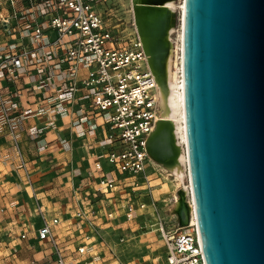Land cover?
Returning <instances> with one entry per match:
<instances>
[{
    "label": "built area",
    "instance_id": "2783aa9c",
    "mask_svg": "<svg viewBox=\"0 0 264 264\" xmlns=\"http://www.w3.org/2000/svg\"><path fill=\"white\" fill-rule=\"evenodd\" d=\"M107 2L110 0H0V30L6 38L0 45V135L12 137L19 167L30 179L16 137L25 118L48 121L49 125L34 131L35 137L51 127L62 131L87 124L77 137L87 134L97 142L111 167L103 172L102 161L95 162V168L103 172L97 177L98 191L113 192L117 198L106 216L113 220L121 211L131 221L138 211L158 210L152 200L156 163L147 150L161 118L158 83L139 33L114 24L106 14ZM75 105L73 113L68 107ZM69 115H73L70 121L57 125L56 117ZM61 143L72 149L68 139L62 138ZM149 167L153 170L148 171ZM188 186L193 204L190 182ZM79 187L86 188V183ZM38 211L44 223L36 234L51 244L49 261L77 264L65 254L56 235L59 216H47L40 206ZM94 214L93 209L83 208L75 213L91 226L83 234L84 243L77 246L80 255L91 251L98 235L92 229ZM192 219L190 214L186 226L173 227H167L163 218L157 220L155 230L167 250L165 264H206L198 224ZM97 258L94 254L86 264H94Z\"/></svg>",
    "mask_w": 264,
    "mask_h": 264
},
{
    "label": "water",
    "instance_id": "95a60500",
    "mask_svg": "<svg viewBox=\"0 0 264 264\" xmlns=\"http://www.w3.org/2000/svg\"><path fill=\"white\" fill-rule=\"evenodd\" d=\"M183 80L206 264H264V0H185Z\"/></svg>",
    "mask_w": 264,
    "mask_h": 264
},
{
    "label": "crops",
    "instance_id": "0c3cea01",
    "mask_svg": "<svg viewBox=\"0 0 264 264\" xmlns=\"http://www.w3.org/2000/svg\"><path fill=\"white\" fill-rule=\"evenodd\" d=\"M5 40L0 30V45ZM28 107L32 108L33 105ZM76 107L68 108L73 112ZM72 118L73 115L64 118L58 116L55 121L57 125H62ZM46 125H49L47 120L31 116L20 123L16 135L30 179L26 170L19 167L12 137L0 135V264H32L33 261L37 264H54L49 261L52 256L51 244L37 238L36 230L44 223L38 206L47 216H59L60 223L54 228L56 235L65 254L75 259L77 264H86L94 254L99 255L94 264H121V257L124 264H165L167 250L162 239L161 243H157L159 254L152 258V262H147L132 256V251L142 248V244H122L119 233H115L118 234L115 237L113 232H117L118 227H128L132 221L126 220L121 211L113 220L106 216V212L115 206L117 198H113V192L98 191L97 177L103 172H109L111 167L104 164L106 159L102 157L103 148L97 142L87 134L77 137L78 132L87 124L62 131L51 127L46 129L43 136L35 137L34 131ZM62 138L69 140L71 150L63 147ZM6 155L12 157V164L6 163ZM97 160L102 161L103 172L95 168ZM81 183H86V188H80ZM79 208L95 211L93 218L96 225L92 229L98 230L91 251L84 255L77 252V246L84 243L83 234L91 226L75 216ZM178 224L179 220L168 226ZM21 234L26 236L21 237Z\"/></svg>",
    "mask_w": 264,
    "mask_h": 264
},
{
    "label": "bare ground",
    "instance_id": "6f19581e",
    "mask_svg": "<svg viewBox=\"0 0 264 264\" xmlns=\"http://www.w3.org/2000/svg\"><path fill=\"white\" fill-rule=\"evenodd\" d=\"M135 27L145 45L149 65L158 83L160 119L164 120L154 135L152 152L170 176L183 188L175 194L174 209L183 223L188 214L195 218L194 204L189 202L190 182L183 80V15L185 0H131ZM181 8L179 39H173L175 15ZM173 36V37H172ZM186 142V143H185ZM185 196V197H184ZM190 221V216L188 222Z\"/></svg>",
    "mask_w": 264,
    "mask_h": 264
},
{
    "label": "rangeland",
    "instance_id": "374dc122",
    "mask_svg": "<svg viewBox=\"0 0 264 264\" xmlns=\"http://www.w3.org/2000/svg\"><path fill=\"white\" fill-rule=\"evenodd\" d=\"M181 1L182 0H176L178 5L181 4ZM106 6L107 17L111 18L110 20L114 24H118L120 28H126L128 31L137 30L134 24L131 0H110V2L106 3ZM180 14L181 8H177L174 32L172 34L174 36H172L173 39H176L175 41L179 39L180 35ZM62 145L64 147V144ZM11 160V156H5V161L7 164H12L13 161ZM104 164L106 166L110 165L107 160L104 161ZM152 170V167L148 168V171ZM154 172L153 183L155 186L153 200L158 210L155 213H152L151 209H149L151 211L145 214L138 213L136 217L131 220V225L128 227L120 226L117 228V232H113L114 234L119 233L120 238H124L121 240L122 244H126L128 242L132 244H142V248L138 247L139 249L136 252L132 251V256L137 257L140 261L145 260L147 262H152V258H155L156 255L159 254L157 253L159 248L157 243H161V235L159 231L155 230L157 226V220L163 218L164 221H167V227H169L168 225H171L173 222L177 223L179 220L175 214V201L173 199V195L177 194L179 190L183 188V184L178 183V180H176L175 176H170L168 172L158 163L155 165ZM184 183L185 185H188L189 180L186 178ZM117 236L118 234H115V237ZM119 260L121 264L125 263L122 260V257Z\"/></svg>",
    "mask_w": 264,
    "mask_h": 264
}]
</instances>
